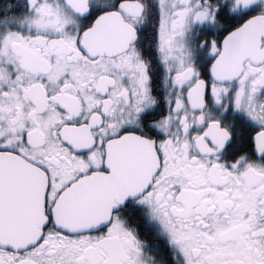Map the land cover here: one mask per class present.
<instances>
[{"label": "snow or ice", "instance_id": "obj_1", "mask_svg": "<svg viewBox=\"0 0 264 264\" xmlns=\"http://www.w3.org/2000/svg\"><path fill=\"white\" fill-rule=\"evenodd\" d=\"M0 264H264V0H0Z\"/></svg>", "mask_w": 264, "mask_h": 264}]
</instances>
